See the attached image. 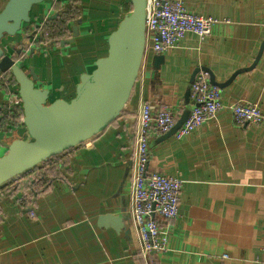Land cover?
Segmentation results:
<instances>
[{
  "label": "crops",
  "instance_id": "0c3cea01",
  "mask_svg": "<svg viewBox=\"0 0 264 264\" xmlns=\"http://www.w3.org/2000/svg\"><path fill=\"white\" fill-rule=\"evenodd\" d=\"M54 1L80 10L69 23L72 29L80 21L78 34L73 37L70 29V37L16 61L34 75L36 87L48 90L49 102L75 96L80 76L106 54L108 36L128 3L44 0L32 7L31 23L54 15ZM182 1L188 11L216 19L210 35L199 40L187 34L178 47L159 54V68L151 55L112 123L0 186V264H264V121L237 125L226 109L181 139L148 137L147 171L182 180L178 215L159 222L167 250L143 255L130 221L117 229L108 220L99 222L109 213L129 217L122 182L129 131L142 101L152 110L168 106L181 115L190 108L191 74L201 67L220 84L223 104L254 103L264 115V0ZM6 2L0 0V10ZM22 35L2 40L7 54ZM9 91L17 93L13 81ZM9 93L0 85V155L12 140L28 139L23 122L6 118ZM21 115L19 106L16 116Z\"/></svg>",
  "mask_w": 264,
  "mask_h": 264
},
{
  "label": "water",
  "instance_id": "95a60500",
  "mask_svg": "<svg viewBox=\"0 0 264 264\" xmlns=\"http://www.w3.org/2000/svg\"><path fill=\"white\" fill-rule=\"evenodd\" d=\"M126 1L131 5V10L109 34L106 54L95 61V67L90 73L80 76L75 96L69 101L56 99L49 102L48 90L36 87L34 75L27 74L1 45L6 37L24 34L31 23L32 7L44 0H7L0 10V72H8L17 84L23 125L28 135L27 140H12L6 152L0 155V186L50 157L90 139L119 116L136 83L145 46V0ZM55 16L56 14L51 18ZM79 23L77 21V25ZM77 25L72 26L73 37L78 34ZM23 37L22 35L17 43L10 44V49L13 50ZM66 42L71 43L72 39L61 44ZM32 53L33 49L29 54ZM162 60V55H154L152 64L159 68ZM251 67L235 71L226 83ZM199 70L208 75L212 85L220 87L213 74L201 67L193 71L190 82ZM185 98L188 101L187 95ZM188 115L189 109H185L170 131L159 139L173 135ZM130 164L128 160L122 183H125ZM107 220L117 229L122 227L124 221L128 222L129 217L109 213L99 218L101 225Z\"/></svg>",
  "mask_w": 264,
  "mask_h": 264
},
{
  "label": "built area",
  "instance_id": "2783aa9c",
  "mask_svg": "<svg viewBox=\"0 0 264 264\" xmlns=\"http://www.w3.org/2000/svg\"><path fill=\"white\" fill-rule=\"evenodd\" d=\"M215 22L216 19L210 16L188 11L182 0H145V46L137 79L142 76L139 73L143 74L151 55L163 54L170 48L178 47L189 33L199 40L206 38ZM47 23L46 17L42 16L24 31L23 36L28 37L27 54L31 49L35 51L36 47H46L58 43L64 36L70 37L69 23L60 39L56 37L57 29L47 26ZM6 74L0 72V85L10 92L6 118L11 122H23L22 115L16 116V109L21 106L20 98L17 93L9 91L12 80ZM222 109L228 110L237 125L259 126L264 121V115L254 103L239 101L223 104L219 88L210 83L206 73L199 71L190 85L189 115L173 136L176 139L185 137ZM179 116L180 111L168 106L152 110L147 101H142L136 123L129 131L131 151L128 160L131 164L125 180L129 194L128 215L143 255L167 250V239L159 222L169 221L178 215L182 186L179 177L147 171L148 137H160L170 131ZM260 250L264 255V225ZM222 257L227 258V255Z\"/></svg>",
  "mask_w": 264,
  "mask_h": 264
},
{
  "label": "trees",
  "instance_id": "16d2710c",
  "mask_svg": "<svg viewBox=\"0 0 264 264\" xmlns=\"http://www.w3.org/2000/svg\"><path fill=\"white\" fill-rule=\"evenodd\" d=\"M52 8L58 11L55 13L57 14V17L56 18L54 17L55 19L48 21L47 26L51 25L52 28L57 29L56 37H59L60 39L65 34L66 24H68L70 21H76L79 17L80 10L77 9V7H74L73 9L67 6L64 7L60 1H54ZM130 10H131V5L129 3H125L124 13L126 14ZM27 40H28V37L24 36L21 42L17 44L16 49H13V53L11 54V57L14 60H17V59L22 60L23 58L27 56V53H26L27 46H28ZM6 73H7L6 75L11 78L13 83L16 84L12 76L8 72ZM57 155H54L52 157H56Z\"/></svg>",
  "mask_w": 264,
  "mask_h": 264
},
{
  "label": "flooded vegetation",
  "instance_id": "af4514ba",
  "mask_svg": "<svg viewBox=\"0 0 264 264\" xmlns=\"http://www.w3.org/2000/svg\"><path fill=\"white\" fill-rule=\"evenodd\" d=\"M69 7V6H68ZM76 7V6H75ZM69 8H74V6H70ZM57 12V11H56ZM55 12V13H56ZM55 15V14H54ZM43 16H45L46 17V19L48 20V21H51V20H53V19H55L56 17H57V14H56V16H55V18H51L52 16H49V15H43ZM35 24V23H34ZM54 44V43H53ZM14 49H16V47L14 48Z\"/></svg>",
  "mask_w": 264,
  "mask_h": 264
},
{
  "label": "bare ground",
  "instance_id": "6f19581e",
  "mask_svg": "<svg viewBox=\"0 0 264 264\" xmlns=\"http://www.w3.org/2000/svg\"><path fill=\"white\" fill-rule=\"evenodd\" d=\"M151 253H160V252H151Z\"/></svg>",
  "mask_w": 264,
  "mask_h": 264
}]
</instances>
